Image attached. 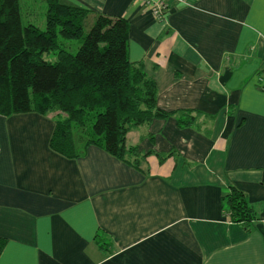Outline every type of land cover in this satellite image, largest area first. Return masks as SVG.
I'll list each match as a JSON object with an SVG mask.
<instances>
[{"label": "crops", "instance_id": "obj_1", "mask_svg": "<svg viewBox=\"0 0 264 264\" xmlns=\"http://www.w3.org/2000/svg\"><path fill=\"white\" fill-rule=\"evenodd\" d=\"M61 2L124 19L157 108L197 122L130 130L127 146L172 153L136 170L96 146L51 151L56 114L0 115V264H264V0H167L163 22L137 0ZM231 187L247 227L228 219Z\"/></svg>", "mask_w": 264, "mask_h": 264}, {"label": "trees", "instance_id": "obj_2", "mask_svg": "<svg viewBox=\"0 0 264 264\" xmlns=\"http://www.w3.org/2000/svg\"><path fill=\"white\" fill-rule=\"evenodd\" d=\"M46 6L45 29L23 26L19 0H0V115L26 113L55 115L49 148L74 160L96 146L119 161L140 170L149 155L159 162L172 153L143 152L126 145L132 129L171 114L180 127L193 126V111L166 113L157 108V88L140 64L127 58L128 24L65 5L42 0ZM64 41L78 44L71 54ZM54 54L55 60L44 59ZM264 76V71L260 79ZM264 91V85L261 84ZM229 221L247 225L254 209L243 193L231 187L225 196ZM104 233L95 236L103 247ZM5 240L0 238V254Z\"/></svg>", "mask_w": 264, "mask_h": 264}, {"label": "rangeland", "instance_id": "obj_3", "mask_svg": "<svg viewBox=\"0 0 264 264\" xmlns=\"http://www.w3.org/2000/svg\"><path fill=\"white\" fill-rule=\"evenodd\" d=\"M20 4V18L23 26L28 24L34 25L40 30L45 29V12L46 6L42 0H19ZM58 40L64 43L67 47V50L74 54L77 51L78 44L75 41H64L61 38ZM45 60L54 61L55 55L49 54L44 56Z\"/></svg>", "mask_w": 264, "mask_h": 264}, {"label": "built area", "instance_id": "obj_4", "mask_svg": "<svg viewBox=\"0 0 264 264\" xmlns=\"http://www.w3.org/2000/svg\"><path fill=\"white\" fill-rule=\"evenodd\" d=\"M145 4L150 10L152 16L158 20L163 22L165 20L166 8H167V0H137ZM262 85H264V76L259 79Z\"/></svg>", "mask_w": 264, "mask_h": 264}]
</instances>
